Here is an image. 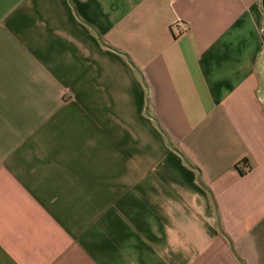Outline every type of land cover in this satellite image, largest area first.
<instances>
[{
    "label": "crops",
    "instance_id": "obj_1",
    "mask_svg": "<svg viewBox=\"0 0 264 264\" xmlns=\"http://www.w3.org/2000/svg\"><path fill=\"white\" fill-rule=\"evenodd\" d=\"M0 264H264L261 0H0Z\"/></svg>",
    "mask_w": 264,
    "mask_h": 264
},
{
    "label": "trees",
    "instance_id": "obj_2",
    "mask_svg": "<svg viewBox=\"0 0 264 264\" xmlns=\"http://www.w3.org/2000/svg\"><path fill=\"white\" fill-rule=\"evenodd\" d=\"M242 167H243V168L238 169L239 174H240V175H245V173H246L247 171L250 170V167L247 166L246 161H244V162L242 163Z\"/></svg>",
    "mask_w": 264,
    "mask_h": 264
},
{
    "label": "water",
    "instance_id": "obj_3",
    "mask_svg": "<svg viewBox=\"0 0 264 264\" xmlns=\"http://www.w3.org/2000/svg\"><path fill=\"white\" fill-rule=\"evenodd\" d=\"M262 2V8H263V11H264V0H261Z\"/></svg>",
    "mask_w": 264,
    "mask_h": 264
}]
</instances>
